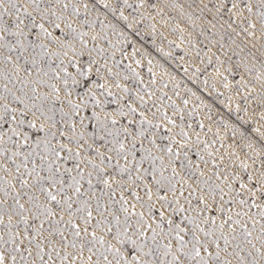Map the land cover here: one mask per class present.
<instances>
[{
	"label": "snow or ice",
	"instance_id": "6c2138e0",
	"mask_svg": "<svg viewBox=\"0 0 264 264\" xmlns=\"http://www.w3.org/2000/svg\"><path fill=\"white\" fill-rule=\"evenodd\" d=\"M0 264H264V0H0Z\"/></svg>",
	"mask_w": 264,
	"mask_h": 264
}]
</instances>
